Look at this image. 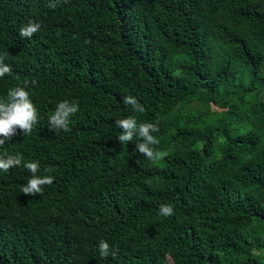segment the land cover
<instances>
[{"label":"trees","instance_id":"1","mask_svg":"<svg viewBox=\"0 0 264 264\" xmlns=\"http://www.w3.org/2000/svg\"><path fill=\"white\" fill-rule=\"evenodd\" d=\"M51 2L0 0V100L29 82L39 120L0 154L55 176L31 196L23 165L0 171V264H264V0ZM64 100L79 111L50 131ZM130 115L159 120L166 156L119 142Z\"/></svg>","mask_w":264,"mask_h":264},{"label":"clouds","instance_id":"2","mask_svg":"<svg viewBox=\"0 0 264 264\" xmlns=\"http://www.w3.org/2000/svg\"><path fill=\"white\" fill-rule=\"evenodd\" d=\"M48 6L54 9L57 3L50 0ZM40 29V23L29 19L19 29V36L31 39ZM6 74H12V67L4 62L3 56H0V78H3ZM28 83L25 82L24 86L9 89L7 98L0 100V148L19 133H23L25 136L30 135L39 122L38 109L30 98V92L26 90ZM30 83L35 85L36 81L33 80ZM123 102L125 105H131L133 112L143 113L145 111L144 106L134 96H125ZM78 111V103L68 100L61 101L57 104L54 113L49 117V130L69 131L70 118ZM114 123L121 130L117 139L122 145L132 142L135 138V151L153 162L167 155V153H161L152 147L160 143L159 139L154 135V133L160 131L158 119L156 122L138 123L136 117L130 115L127 118L117 119ZM21 165L31 174L27 183L22 185L21 190L25 195H42L44 187L51 186L54 183L55 176L38 175L40 170L39 162L24 161L21 153L13 155L5 152L0 154V171L9 172L11 169ZM46 171L51 173L53 169L49 167ZM159 215L164 217L174 215V205L161 204L159 206ZM98 250L101 258L115 257L119 252V248L113 249L109 242L104 239L99 241Z\"/></svg>","mask_w":264,"mask_h":264},{"label":"rangeland","instance_id":"3","mask_svg":"<svg viewBox=\"0 0 264 264\" xmlns=\"http://www.w3.org/2000/svg\"><path fill=\"white\" fill-rule=\"evenodd\" d=\"M210 108V109H212V110H219V108L217 107V106H215V105H213V104H209V105H201L200 104V107L199 108H203V109H205V108Z\"/></svg>","mask_w":264,"mask_h":264}]
</instances>
